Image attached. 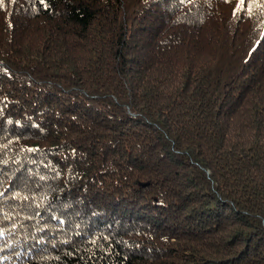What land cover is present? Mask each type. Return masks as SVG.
<instances>
[{"label": "trees", "instance_id": "16d2710c", "mask_svg": "<svg viewBox=\"0 0 264 264\" xmlns=\"http://www.w3.org/2000/svg\"><path fill=\"white\" fill-rule=\"evenodd\" d=\"M0 264H264V0H0Z\"/></svg>", "mask_w": 264, "mask_h": 264}]
</instances>
